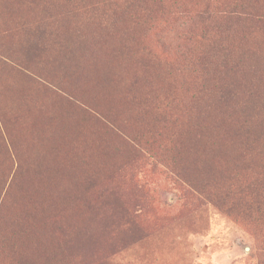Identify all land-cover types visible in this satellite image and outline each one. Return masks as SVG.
<instances>
[{
    "label": "rangeland",
    "instance_id": "obj_1",
    "mask_svg": "<svg viewBox=\"0 0 264 264\" xmlns=\"http://www.w3.org/2000/svg\"><path fill=\"white\" fill-rule=\"evenodd\" d=\"M261 184L264 0H0V264H264Z\"/></svg>",
    "mask_w": 264,
    "mask_h": 264
},
{
    "label": "trees",
    "instance_id": "obj_2",
    "mask_svg": "<svg viewBox=\"0 0 264 264\" xmlns=\"http://www.w3.org/2000/svg\"><path fill=\"white\" fill-rule=\"evenodd\" d=\"M183 14V13H182ZM206 19V18H210L211 14H209V12L205 13V12H200L197 14V17ZM93 40H91L89 42V47H87L86 50H83V52L81 53L80 57H79V62L78 65L80 67H82L83 63L86 64L87 67H89V70L95 67H99V64L101 62V54L103 52V49H105L104 47L100 46V43L95 44L92 43ZM223 48L221 47H216V54L217 52ZM112 52L109 60L111 61V68L114 69L115 67H119L120 64V60L121 57L124 56L125 54H123L122 52H119L117 50V48L115 47L114 50H110ZM205 55H207V53L204 52ZM238 67H240L239 65H237ZM236 66V67H237ZM107 68L106 67V71L103 68V73L100 70V77L99 78H93L95 81V86L98 88L101 86V84H105L106 81L108 79H106V74H107ZM225 68V67H224ZM240 69H236L234 70V72H239ZM230 72V70L228 71V73ZM110 74V72H109ZM112 80H114L115 75L114 74H110L109 76ZM117 79V78H116ZM103 80H106L103 82ZM103 82V83H102ZM237 83L235 81H231L230 79H219L217 81V83H215L216 87H218V94L216 96V99L218 102L220 103H228L230 102V100L232 98H234L235 94L234 91L237 88L236 85ZM207 88H204L200 93L197 94V99H201L203 95L207 96ZM230 104H226L223 105L226 107V109L228 108ZM226 110H223L221 112H217L215 113L214 109L211 111H207L206 113L202 114V120L200 121L201 127L200 129L202 130V134H203V139H204V143H211L214 141V139H212V137L210 136V134L207 132L208 129H211L214 133H216V150L218 153V148L220 143L222 142L224 136H226L225 131L228 130V123L230 120V117L225 113ZM227 124V127L225 128L224 125ZM192 151L194 152V149L192 148ZM220 157V156H219ZM209 161V159H208ZM102 166V164L100 165ZM73 170H74V163H73ZM256 183H258V185H260V183L263 182L262 178H259L255 181ZM252 184L250 183V181L247 182V187H250ZM264 184H261V186H263ZM234 191L229 188L228 189V193L226 194L227 197H229L231 194H233Z\"/></svg>",
    "mask_w": 264,
    "mask_h": 264
}]
</instances>
